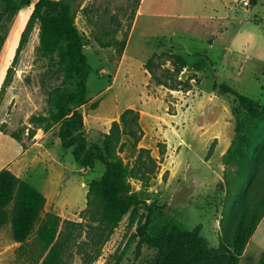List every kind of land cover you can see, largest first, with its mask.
Listing matches in <instances>:
<instances>
[{
	"label": "rangeland",
	"instance_id": "rangeland-1",
	"mask_svg": "<svg viewBox=\"0 0 264 264\" xmlns=\"http://www.w3.org/2000/svg\"><path fill=\"white\" fill-rule=\"evenodd\" d=\"M66 1L76 12L89 65L86 103L75 106L83 114L87 141L101 144L125 109L138 111L143 134L137 147L123 134L120 157L137 170L132 189L144 191L148 203L159 207L148 232L155 235L173 225L196 229L208 246L218 247L226 235L220 224L227 206L223 157L234 138L237 104L220 85L264 102V0H248V6L244 0ZM3 7L0 0V89L6 84L0 133L29 150V159L13 167L45 195L46 203L23 246L13 240L10 224L0 228V264L40 263L36 230L48 213L61 220V264H153L157 252L139 242L137 218L126 215L109 232L82 216L88 184L101 177L104 165L76 164L56 137L57 127L34 145L32 138L42 129L30 117L50 111L49 96L63 86L65 74L41 54L38 23L17 53L33 5L11 16L3 14ZM173 55L183 57L186 66ZM150 59L152 73L144 68ZM200 61L206 64L203 70L196 68ZM140 148L146 151L139 153ZM141 214L146 211L140 209ZM236 216L234 208L233 222ZM259 228L239 264L261 260L264 226Z\"/></svg>",
	"mask_w": 264,
	"mask_h": 264
},
{
	"label": "trees",
	"instance_id": "trees-1",
	"mask_svg": "<svg viewBox=\"0 0 264 264\" xmlns=\"http://www.w3.org/2000/svg\"><path fill=\"white\" fill-rule=\"evenodd\" d=\"M3 1V14L7 16L21 7L33 5L17 53L38 23L41 54L52 58L65 74L63 86L49 96L50 111L32 115L30 123L45 133L57 127L56 137L62 147L71 150L74 161L82 168L92 169L98 162L104 165L101 177L88 184L82 216L98 222L109 232H113L126 215L131 221L137 218L139 242L157 252L153 264H239L246 244L264 216V102L240 95L225 84L220 85L224 94H231L237 100L233 107L234 138L223 157L224 164L228 165L224 171L227 176L224 203L227 206L220 222L226 228V235L220 238V245L208 246L198 230H183L176 225L152 235L148 227L154 208L159 207L148 203L144 191L132 189L130 179L138 178L137 170L120 157L123 134L132 138L135 147L141 139L139 112L125 109L119 121H113L109 131L103 134L101 144H97L87 141L83 114L75 108L86 103L89 65L84 54V40L75 23L74 7L66 0ZM251 1L255 3L256 0ZM173 57L176 63L186 66L183 57ZM151 66L150 59L144 68L151 72ZM205 67L203 61L196 64L197 70ZM11 71L10 67L7 78ZM5 86L0 89V98ZM96 107L97 102L92 105L93 109ZM141 151L146 150L140 148L139 153ZM45 203V196L32 185L7 168L0 170V228L10 224L15 242L22 246L27 242ZM234 208L238 215L235 222L231 218ZM140 209L146 211L145 217L138 215ZM60 225V217L54 213H48L38 225L35 239L41 249L39 264H61ZM258 264H264V252Z\"/></svg>",
	"mask_w": 264,
	"mask_h": 264
},
{
	"label": "crops",
	"instance_id": "crops-1",
	"mask_svg": "<svg viewBox=\"0 0 264 264\" xmlns=\"http://www.w3.org/2000/svg\"><path fill=\"white\" fill-rule=\"evenodd\" d=\"M45 137H46V133H44L43 130L39 129V130H37V134L32 138V141H34V145H36V144L38 145L40 143V141L43 140ZM17 144L18 143H16L12 138L7 137L6 135H3L2 133H0V160H1L0 170L3 168H7L11 172L16 174L18 177H21L20 174H17V171H16V169H14L13 166L17 161L21 162L23 160L24 162H26L29 159V156H28L29 150H26L24 152L21 145H19V144L17 145ZM17 157H18V159H17ZM21 179L24 180L23 177H21ZM263 226H264V216L258 224V227H260L259 230L262 229ZM258 227L256 228V231H257ZM253 235L251 236V238L253 237ZM251 238H250V240H251ZM249 242H248V244H249Z\"/></svg>",
	"mask_w": 264,
	"mask_h": 264
},
{
	"label": "built area",
	"instance_id": "built-area-1",
	"mask_svg": "<svg viewBox=\"0 0 264 264\" xmlns=\"http://www.w3.org/2000/svg\"><path fill=\"white\" fill-rule=\"evenodd\" d=\"M248 3H249L248 0H244V1H243V4H244L245 6H248Z\"/></svg>",
	"mask_w": 264,
	"mask_h": 264
}]
</instances>
